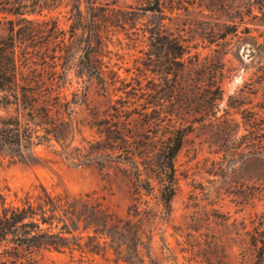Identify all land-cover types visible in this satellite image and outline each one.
<instances>
[{
	"label": "rangeland",
	"instance_id": "rangeland-1",
	"mask_svg": "<svg viewBox=\"0 0 264 264\" xmlns=\"http://www.w3.org/2000/svg\"><path fill=\"white\" fill-rule=\"evenodd\" d=\"M19 1L0 0V38L8 35L10 20L16 29L24 25L22 16L7 10L19 9ZM230 1L166 0L163 11H153V0H95L92 8L82 4L80 18L72 1L56 0L43 11L27 14L35 19L27 24L35 38L28 44L35 61L59 51L62 34H50L53 23L66 34L69 52L59 63L68 71L69 99L76 102L74 145L89 149V142L105 140L99 133L103 127L117 124L131 145L142 149L144 166L157 160L158 149L179 129L187 128L175 162L176 193L169 212L162 204L161 176L148 167L142 172L152 185L149 192L138 194L146 201L141 205L147 214L143 223L152 238L151 244L144 240L157 264H249L244 259L248 232L264 220V86L257 79L259 63L244 49L237 56L236 43L203 38L214 25L222 32L231 30ZM254 23L259 24H248L253 34L264 33V22ZM156 29L159 35L151 33ZM169 33L190 45L183 68L181 58L162 44ZM90 40L101 78H89L84 65ZM216 79L224 94L215 100ZM102 158L104 164L93 158L81 164L63 155L58 145H41L27 157L0 148V193L14 199L15 192L22 194L39 183L56 192H98L125 217L136 197L135 167ZM44 255L57 264H126L116 262L112 252L85 260L79 253Z\"/></svg>",
	"mask_w": 264,
	"mask_h": 264
},
{
	"label": "trees",
	"instance_id": "trees-1",
	"mask_svg": "<svg viewBox=\"0 0 264 264\" xmlns=\"http://www.w3.org/2000/svg\"><path fill=\"white\" fill-rule=\"evenodd\" d=\"M55 1L20 0L19 9H7L22 16L20 20H24V25L20 24L16 29L17 24L10 20L8 35L0 38V148L16 156L27 157L35 154L41 145H58L63 155L81 164L90 158L97 159L100 164H104L102 157L117 158L135 167L136 197L132 199L134 202L128 214L123 217L113 211L107 198L98 192L75 194L67 189L56 192L39 183L22 194L15 192L14 199L0 193V264H57L45 259L46 251L79 253L81 260L112 252L116 262L157 264L148 245L152 238L147 236L143 223L147 214L146 207L141 205H146V201L138 197L143 191L152 189L150 179L142 172L148 167L161 176L164 181L162 204L169 212L176 193L175 162L183 147L187 128L179 129L158 149L157 160L144 166L139 156L142 149L131 145L129 137L117 124L103 127L99 133L100 136L105 135V140L89 142V149L74 145L78 129L73 115L76 102L69 99L66 92L68 71L59 63L69 52L66 34L60 33L58 25L53 23L49 27L50 34H62L59 51L37 61L32 59L28 45L35 38L27 24L34 23L35 19L28 18L27 14H35L37 8L43 11ZM70 1L80 18H83L82 4L92 8L95 3V0ZM153 1L156 7L151 10L163 11L161 4L166 0ZM29 7L33 9L29 10ZM227 7L231 12V30L222 32L214 25L206 29L208 31L203 38L210 43L220 39L229 44L236 43L237 56L244 49L252 62L259 63L257 79L264 86V33L255 35L248 26L249 23L259 24L255 21L264 22V0H231ZM45 20L46 23L49 21ZM241 26H244L243 30H239ZM151 33L159 35L161 31L156 29ZM228 36L231 37L227 40ZM165 40L162 44L181 58L179 65L185 67L184 56L190 50L187 39L169 33ZM92 44L91 40L88 41L84 65L89 78H101L92 57ZM17 47H20V52ZM220 62L224 64L225 60ZM58 66L62 70H58ZM212 86L215 87L213 98H222V83L216 79ZM90 149L91 153L86 154L85 151L90 152ZM262 155L264 157V149ZM263 226L264 220L248 232V251L244 259L249 264H264ZM145 237L149 238V243Z\"/></svg>",
	"mask_w": 264,
	"mask_h": 264
}]
</instances>
